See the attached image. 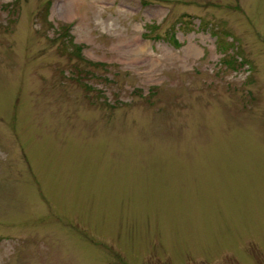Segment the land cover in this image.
<instances>
[{
  "label": "rangeland",
  "instance_id": "374dc122",
  "mask_svg": "<svg viewBox=\"0 0 264 264\" xmlns=\"http://www.w3.org/2000/svg\"><path fill=\"white\" fill-rule=\"evenodd\" d=\"M0 264H264V0H0Z\"/></svg>",
  "mask_w": 264,
  "mask_h": 264
},
{
  "label": "trees",
  "instance_id": "16d2710c",
  "mask_svg": "<svg viewBox=\"0 0 264 264\" xmlns=\"http://www.w3.org/2000/svg\"><path fill=\"white\" fill-rule=\"evenodd\" d=\"M228 64H231V63H228ZM239 64H240V66L242 65V63H241V62H239Z\"/></svg>",
  "mask_w": 264,
  "mask_h": 264
}]
</instances>
